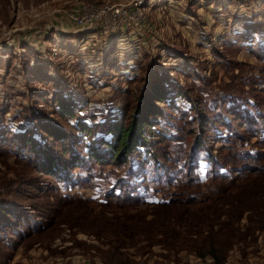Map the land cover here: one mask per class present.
Returning <instances> with one entry per match:
<instances>
[{"label": "rangeland", "instance_id": "obj_1", "mask_svg": "<svg viewBox=\"0 0 264 264\" xmlns=\"http://www.w3.org/2000/svg\"><path fill=\"white\" fill-rule=\"evenodd\" d=\"M122 1L0 0V136L23 132L36 119L73 132L74 119L58 115L59 95L74 98L77 112L98 124L99 137L104 118L130 114L151 75L183 94L171 107L159 105L164 119L155 130L162 136L150 143L156 161L139 169L136 160L130 167L72 164L66 151L67 179H57L43 173L37 152L22 151L8 133L0 142V208L11 220L9 227L0 223V264H100L85 247L99 245L86 217L169 215L155 202H175V238L215 240L218 215L246 233L244 206L235 212L222 203L252 178L264 182L247 171L264 167L258 155L264 151V0H144L145 21L109 35L77 31L68 18L79 2ZM198 110L207 118L223 115L222 125L201 129L190 117ZM195 139L214 166L203 151L192 153ZM80 140L74 149L84 152L80 143L87 141ZM126 194L146 203L124 200ZM168 238L136 235L126 252L136 264H214L187 247L168 249ZM222 264H264V232L235 243Z\"/></svg>", "mask_w": 264, "mask_h": 264}, {"label": "trees", "instance_id": "obj_2", "mask_svg": "<svg viewBox=\"0 0 264 264\" xmlns=\"http://www.w3.org/2000/svg\"><path fill=\"white\" fill-rule=\"evenodd\" d=\"M151 76L147 80L145 88H142L143 91L136 99L134 109L130 114L122 118V112L120 111L116 115L104 118L102 122V127L104 126V128L100 131L101 135L99 137L95 135V128L98 124L92 122V118H89L88 120L90 121L87 122L85 118H88V115H80L77 112L78 109L74 98L70 95L66 97L59 95V98L54 100L58 115L62 119H74L69 124L73 128V132L57 124H47L36 119V122L32 121L31 125L23 132L14 134L7 131V133L2 132L0 142L4 143L7 137H9L8 133H10L9 135L12 133V135L18 138V148L20 147L22 151L29 154L33 153L32 151L37 152V156L41 159L40 163L43 173L61 180L67 179L66 169L69 165L62 158V155L66 151L70 154V163L72 162V164L79 163L81 165L86 160L98 164H106L109 161L130 167L131 163L136 160L140 161V164L136 163L135 167L139 169L147 161H156V158L151 154L150 143L158 134L162 136L159 130H155V125L164 119L159 105L165 103L168 107H171L175 101L183 98V94L177 88L165 89L162 86L168 84L165 77ZM237 105L235 104V106ZM227 108L229 110L233 109L230 106H227ZM192 110H194L193 106L189 111L191 112ZM200 112L197 116L192 115L190 117L193 118V121L195 119L196 123L201 126V129L203 126L210 124L212 126L222 125L223 119L221 118L223 115H214L211 118H207L203 111ZM105 133L109 134L108 139L103 138L102 135ZM84 138L87 142L83 145L82 143L80 144L85 150L84 152H78L75 150L79 146H77V143L82 142L80 139ZM195 142L196 147L192 153L195 152L197 156L203 151L205 153V160L214 166L213 163L215 161L210 152H208V149L203 147L199 139H195ZM258 155L260 158H264V151ZM193 159L189 158L188 160L192 161ZM188 167L190 168L192 165L190 166L189 163ZM250 169L252 168L247 167V171L250 174L254 173V178L264 177V167L262 169ZM131 170L133 171V167ZM261 181H255L252 178L249 184L246 183L241 186L229 202L222 203L223 205L226 204L235 208V212L237 206V209L244 206L243 209L247 211L244 227L246 233H242L238 228L234 227L232 222L219 220V216L221 215H218V218L215 220V232L217 236L215 240L212 241L206 238L200 239L201 241L197 242L196 239L192 238L191 240L188 236L175 238V235H178V224L180 223L179 216H172L173 208L171 205L175 204V202H155L153 204H156L161 209L160 212H169V215L167 214L165 217H156L154 215L147 219L143 215L129 218L116 216L113 220L102 219V215L93 217L88 215L84 223H87L85 225L93 229V233L100 246L88 245L85 247L87 250L95 252L100 260V264H136V260L126 252V245L134 244V237L136 235H145L147 239L151 240L154 239V234H161V236L166 234V237H169V240L166 242L168 249L187 247L199 257L209 255L214 264H222L226 252L235 243H239L247 237L249 238L253 232H264V182ZM123 199L127 201L131 200L130 202L132 203H146L142 199H131L129 194L124 195ZM10 220L9 213H6L4 208H0V223L2 226L7 227V224H10ZM188 240L191 241L187 242ZM191 242L192 244H189Z\"/></svg>", "mask_w": 264, "mask_h": 264}, {"label": "built area", "instance_id": "obj_3", "mask_svg": "<svg viewBox=\"0 0 264 264\" xmlns=\"http://www.w3.org/2000/svg\"><path fill=\"white\" fill-rule=\"evenodd\" d=\"M144 0H124L117 3L79 2L68 18L78 29L100 30L105 34L128 31L145 21L142 13Z\"/></svg>", "mask_w": 264, "mask_h": 264}]
</instances>
